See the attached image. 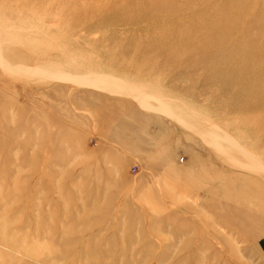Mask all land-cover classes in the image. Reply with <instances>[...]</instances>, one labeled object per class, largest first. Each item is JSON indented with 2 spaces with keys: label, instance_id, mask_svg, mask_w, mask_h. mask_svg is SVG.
<instances>
[{
  "label": "rangeland",
  "instance_id": "1",
  "mask_svg": "<svg viewBox=\"0 0 264 264\" xmlns=\"http://www.w3.org/2000/svg\"><path fill=\"white\" fill-rule=\"evenodd\" d=\"M0 264H264V0H0Z\"/></svg>",
  "mask_w": 264,
  "mask_h": 264
}]
</instances>
